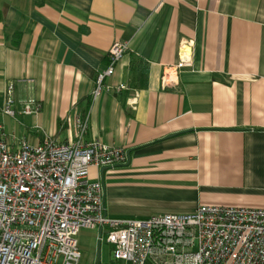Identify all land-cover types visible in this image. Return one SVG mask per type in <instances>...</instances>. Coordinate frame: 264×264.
Returning <instances> with one entry per match:
<instances>
[{
    "label": "crops",
    "instance_id": "obj_1",
    "mask_svg": "<svg viewBox=\"0 0 264 264\" xmlns=\"http://www.w3.org/2000/svg\"><path fill=\"white\" fill-rule=\"evenodd\" d=\"M0 9V135L66 142L88 117L86 142L127 151L90 170L113 217L264 207V0H0ZM182 39L194 41V64L166 85ZM115 42L130 49L94 98ZM10 81L16 106L34 97L39 114L3 113Z\"/></svg>",
    "mask_w": 264,
    "mask_h": 264
},
{
    "label": "built area",
    "instance_id": "obj_2",
    "mask_svg": "<svg viewBox=\"0 0 264 264\" xmlns=\"http://www.w3.org/2000/svg\"><path fill=\"white\" fill-rule=\"evenodd\" d=\"M130 49L115 42L108 65L99 72L93 97ZM194 64V41L182 39L178 61L167 66L163 82ZM125 86L121 84L118 89ZM9 82L3 113L37 115L42 103L14 96ZM76 138H46L32 144L0 135V264H80L78 234L98 229L124 264H264V207L204 204L185 213L145 218L107 214L104 189L90 178L92 167H111L127 158L123 146L86 142L88 117H78Z\"/></svg>",
    "mask_w": 264,
    "mask_h": 264
},
{
    "label": "rangeland",
    "instance_id": "obj_3",
    "mask_svg": "<svg viewBox=\"0 0 264 264\" xmlns=\"http://www.w3.org/2000/svg\"><path fill=\"white\" fill-rule=\"evenodd\" d=\"M82 252L80 264H97L100 254V264H109L112 260V246L106 239H100L98 229H82L78 235Z\"/></svg>",
    "mask_w": 264,
    "mask_h": 264
},
{
    "label": "trees",
    "instance_id": "obj_4",
    "mask_svg": "<svg viewBox=\"0 0 264 264\" xmlns=\"http://www.w3.org/2000/svg\"><path fill=\"white\" fill-rule=\"evenodd\" d=\"M1 18H2V11H1V9H0V19H1ZM133 64H134V62H133ZM133 68H134V65H133ZM91 101H92V99L89 98V100H88V106L90 105ZM109 264H124V263H122V262H120V261H117V260H115L114 258H112V260L110 261Z\"/></svg>",
    "mask_w": 264,
    "mask_h": 264
},
{
    "label": "water",
    "instance_id": "obj_5",
    "mask_svg": "<svg viewBox=\"0 0 264 264\" xmlns=\"http://www.w3.org/2000/svg\"><path fill=\"white\" fill-rule=\"evenodd\" d=\"M100 254H98L97 264H100Z\"/></svg>",
    "mask_w": 264,
    "mask_h": 264
}]
</instances>
